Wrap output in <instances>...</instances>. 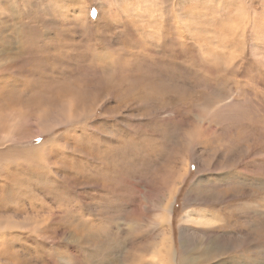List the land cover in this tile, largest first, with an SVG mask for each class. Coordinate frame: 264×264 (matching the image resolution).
<instances>
[{
	"label": "rangeland",
	"instance_id": "374dc122",
	"mask_svg": "<svg viewBox=\"0 0 264 264\" xmlns=\"http://www.w3.org/2000/svg\"><path fill=\"white\" fill-rule=\"evenodd\" d=\"M6 20L0 264H264V0Z\"/></svg>",
	"mask_w": 264,
	"mask_h": 264
},
{
	"label": "bare ground",
	"instance_id": "6f19581e",
	"mask_svg": "<svg viewBox=\"0 0 264 264\" xmlns=\"http://www.w3.org/2000/svg\"><path fill=\"white\" fill-rule=\"evenodd\" d=\"M6 10H10V8L8 7L6 8ZM7 14L9 15V12ZM9 25H10V20H6L4 25L2 24V22L0 23V63H1L2 58H7V59L11 58V45H10L11 41H10V35H9L10 34ZM5 29L6 31H8V32H5L6 34L3 33ZM165 262L163 264H167Z\"/></svg>",
	"mask_w": 264,
	"mask_h": 264
}]
</instances>
